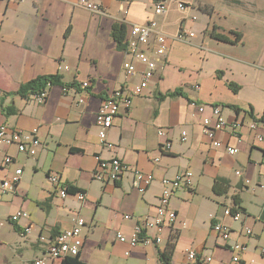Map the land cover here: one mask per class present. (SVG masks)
Wrapping results in <instances>:
<instances>
[{"label":"crops","instance_id":"crops-1","mask_svg":"<svg viewBox=\"0 0 264 264\" xmlns=\"http://www.w3.org/2000/svg\"><path fill=\"white\" fill-rule=\"evenodd\" d=\"M78 1L0 0V125L34 129L41 141L36 156L18 153L15 146L3 148L10 164L0 156V180L16 168L23 171L19 184L0 197V264H60L45 250L77 217L85 220L79 259L86 264H161L160 254L172 264H196L190 251L201 264H264V146L249 129L264 117V0H160L166 6L161 16L153 14L156 0H87L101 13ZM153 17L168 50L156 58L147 88L115 117L107 131L114 144L110 151L98 138L95 114L111 92L137 84L141 64L132 78L122 71L130 59L128 23L145 25ZM115 25L124 27L122 44ZM50 75L62 79L45 85L43 103H35L29 91L20 93L27 83ZM85 81L89 86L81 89ZM213 107L226 122L242 124L237 137L228 129L216 133L219 142L237 149L234 156L201 133V119ZM113 157L128 171L116 183L95 179L99 163ZM133 169L153 175L142 194L133 186ZM182 171L192 172L191 186L169 201L175 222L145 232L160 242L131 247L118 241V232L130 237L138 220L154 219L162 179ZM53 174L73 188L64 199L48 181ZM215 178L228 182L226 194L213 191ZM77 191L84 201L74 197ZM235 196L244 209L239 221L223 214L233 208ZM16 211L28 217L10 222ZM216 223L230 228L227 242L213 232ZM233 243L244 245L237 263Z\"/></svg>","mask_w":264,"mask_h":264},{"label":"built area","instance_id":"built-area-1","mask_svg":"<svg viewBox=\"0 0 264 264\" xmlns=\"http://www.w3.org/2000/svg\"><path fill=\"white\" fill-rule=\"evenodd\" d=\"M7 1H21V0H7ZM79 4L83 5L85 9L93 12L101 13L100 6L94 3H91L87 0H79ZM165 4L163 2L156 1L153 8V14L155 16L162 15L165 12ZM180 10L185 9L183 3L178 4ZM126 22V21H124ZM158 21L155 17L151 18L148 23L136 25L128 23V36L125 38L126 51L128 52L129 60L123 62V74L125 78H132L137 74V64H141L143 69L140 71V78L134 86L127 88L125 86L116 89L111 92V94L103 99L101 105L99 106L97 114H95V125L98 131V138L101 145L104 146L107 150L113 151L114 144L110 143L107 140V131L112 128L113 121L115 117L120 114L123 110H129L132 99L137 96H140L147 86L152 81L155 71L157 69V57H162L166 54L168 50L167 38L164 36L158 29ZM183 36L179 35V39H182ZM137 63V64H136ZM65 69L67 66L64 67ZM49 85V84H47ZM81 89H87L89 86V81L81 82L78 84ZM63 91L67 93L66 87L63 88ZM47 97V91L42 90L36 95L33 94L31 98L35 103L41 104L45 101ZM78 102H83L81 98ZM200 113H204L205 109L203 106L198 107ZM211 115L202 117L201 119V130L203 136H205L211 144L218 148L224 149L225 152L229 155H236L237 149L233 146L225 145L218 141L216 138V133H219L223 130L228 129L229 134L233 137H237V134L240 133L242 124L238 121L226 122L221 117V112L218 107H213L211 110ZM211 118H214L212 120ZM249 129L253 132L254 138L257 143L264 146V120H255L250 123ZM159 136H163L162 131L158 132ZM180 138L182 141H186L187 137L185 132H181ZM41 141L37 136L36 130L30 132H19L17 130H10L4 124L0 125V156H3V163L8 165L12 162L10 156L5 155L3 148L8 146H15L18 153L36 156L38 148L41 146ZM171 144L166 143L164 148L166 150L170 149ZM158 160H156L157 162ZM99 171L95 175V179L99 181H109L116 183L120 176L124 172L128 171V167L120 161L119 158L113 157L112 159L104 160L99 163ZM132 183L134 188L140 194L144 193L153 180V175L145 174L138 169H133L132 171ZM22 169L16 168L14 173L10 178L6 180H0V197L15 188L19 184ZM236 175L240 176L241 171H236ZM48 177V176H47ZM192 172L182 171L175 175L174 177H168L162 179L161 183L163 186L159 204L156 207V216L154 219H143L138 220L135 223L133 228V233L130 237H126L123 233L118 232L116 234V239L120 242L127 243L131 247L135 245H148L151 243L158 244L160 242L159 238H150L145 235L146 230L151 227L160 228L161 226L171 225L176 220V215L173 211L169 209V201L177 190L181 188H189L191 186ZM48 181L57 187L56 193L61 198H66L67 185L61 183L58 175L53 174L48 177ZM245 183L248 184L247 181ZM74 197L77 198L79 202L84 201L86 198L84 193H75ZM223 214L231 217L234 221H239L241 217L240 212L231 213V208H227L223 211ZM28 217V214L24 211H16L13 213L9 221L17 222L19 219H25ZM126 220H130L131 216L127 215L124 217ZM85 220L82 217H77L74 220V224L71 229L61 232L53 241L48 245L46 252V257L52 259H61L63 260L66 256L78 255L81 251L83 245V230L85 228ZM28 231V229H26ZM212 230L217 235L218 238L223 239L224 242H227L231 238L230 228L222 223L212 224ZM247 235H251V230L245 229ZM230 250L233 252L232 256L233 262H239L242 251H244V245L239 243H233L229 246ZM261 255L264 257V244L260 247ZM190 260H197L196 253L190 251L187 254ZM42 263V260H39L37 264Z\"/></svg>","mask_w":264,"mask_h":264},{"label":"trees","instance_id":"trees-1","mask_svg":"<svg viewBox=\"0 0 264 264\" xmlns=\"http://www.w3.org/2000/svg\"><path fill=\"white\" fill-rule=\"evenodd\" d=\"M156 1H159V0H156ZM123 30H124V27L122 25L114 26L115 39L117 40L119 44L120 43L122 44L121 33L123 32ZM215 36L216 38H220L221 40H223V37L219 35H215ZM61 79L62 78L58 75H55V76L50 75V76L41 77L38 80H34V81L27 83L24 87L21 88L20 93L29 91L31 95L33 94L36 95L37 93L41 92L43 88L45 87V85L47 84L49 85L60 84ZM261 120H264V117L261 118ZM228 187H229L228 182L224 180L223 178H219V179L215 178L213 181V191L216 193V195L226 194L228 191ZM67 188H68L67 193H69L70 190H73V188H71L68 185H67ZM232 204H233L232 206L233 208L231 209V213L234 214L236 212H241V213L243 212L244 209L240 205L239 197L237 196L233 197ZM160 261H161V264H172L171 261L168 259V257L163 254H160ZM196 262H197L196 264H201L199 260H196ZM60 264H86V263H83L82 261H80L79 254H78L74 256H66L62 261H60Z\"/></svg>","mask_w":264,"mask_h":264},{"label":"rangeland","instance_id":"rangeland-1","mask_svg":"<svg viewBox=\"0 0 264 264\" xmlns=\"http://www.w3.org/2000/svg\"><path fill=\"white\" fill-rule=\"evenodd\" d=\"M256 156V158H257V155H255ZM254 180H256V176H255V179ZM254 180H252V181H254Z\"/></svg>","mask_w":264,"mask_h":264}]
</instances>
